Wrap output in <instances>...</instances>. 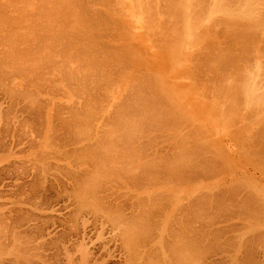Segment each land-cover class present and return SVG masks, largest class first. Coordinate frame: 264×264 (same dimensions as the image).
<instances>
[{
	"label": "rangeland",
	"instance_id": "374dc122",
	"mask_svg": "<svg viewBox=\"0 0 264 264\" xmlns=\"http://www.w3.org/2000/svg\"><path fill=\"white\" fill-rule=\"evenodd\" d=\"M14 1L17 2L13 4ZM28 1H30L31 3ZM170 1L171 0H0V7H2L0 8V66H4L7 69L6 70L4 67H0V264H66L65 262L67 261L69 263L71 262L70 264H80L81 261H83V264L85 262H87L85 264H96L98 262V264H125V255L123 257L124 252L119 247V241L121 242L122 236L121 231L123 230L121 228V224L118 225L120 223V220L122 222V225L126 223L127 227L126 225H124L125 228L132 227L134 225L132 224L134 223L133 220H137V213L134 208L136 209L137 206L143 205L141 206V208H143L144 212H146V210L149 212L150 209H153L154 206H157L156 203L159 204V206L162 205L163 210L166 211L167 209V213H165L166 216H169L171 214L169 217H166L164 211L162 212L163 215L161 214V219L156 216V218L154 217L155 220H152L157 221L158 218L160 220L165 219L164 222L161 221V223L163 222L164 224L163 226L160 225L162 226L159 229L160 231H153L154 235L155 233H158V236L155 238V241H153V243H160L162 241L161 243L163 244L161 246V249H164H162V256L164 261L169 264L168 260L172 261L171 252L168 250V247H166L171 243L172 233L169 232H173L174 228L175 230L179 228L178 224V227L176 224H174V222L177 220L179 221V217H181V215L179 214L180 210L178 209L186 208L188 202H191L193 204L192 212L194 213V215L192 213V240L194 245L192 251L194 252V256L192 253V257L195 258L192 264H194V261L197 262V264H264V145H262L264 144V134H262L264 133V126L262 127V125H264V103L262 102V100L264 101V52H261L262 50H264V27L259 26L260 29L259 27H257L258 29H256V33L258 34L257 36H259V34L261 35L259 37L260 39L257 37L259 39L257 40L258 45L256 43L257 48L252 47V45H255V43H252L251 36L248 33L245 32L244 34H242V36L241 33H238L240 32L241 27L238 28L239 30L236 29L239 25L241 26L245 22L242 21L243 23L241 24V19H246L248 22L250 18L252 22L244 23L245 26L246 24L248 25L246 26V28L250 27L249 25L253 24V21L255 22V18H257L256 21L262 20V23L260 25L264 26V1L251 0L250 6L252 8L254 7V5L256 7H254L255 10L260 7V9L256 10L257 12L251 7L250 9H248L247 7H240L237 0H200V2L199 0L196 2H194V0H190L191 5L193 6L192 9L189 8L191 7L189 0ZM207 2L209 6L205 5L207 4ZM41 3L43 5H41ZM201 4L203 7L200 6ZM197 6H200V9L197 8L198 10H196ZM204 6L207 7V9ZM168 7L169 10L166 9ZM173 7L176 8L174 9ZM179 7L181 10L179 9ZM60 8L63 11H61ZM54 10L57 12H54ZM58 10H60L61 12ZM191 10L192 12L195 11L196 14L199 13L197 17L195 12L192 13L194 15L190 14ZM250 11L252 12V14L250 13ZM24 12H26L27 14ZM62 13L66 15H62ZM74 13L76 14L74 15ZM258 13L260 14V16H258ZM5 14L7 15V17L5 16ZM21 15L26 17H22ZM193 16L197 20H195ZM89 17L91 19H89ZM177 17L178 20H176ZM200 17L202 20L200 19ZM191 19L192 21L190 22ZM211 19L213 20V24ZM53 22L55 23L53 24ZM233 22L235 24H233ZM194 23H196V26L197 24L199 26L200 23L202 24V26L205 24L203 26L205 29L201 28L202 26L196 29ZM218 23H220L222 26ZM208 24L209 26H213L215 24L212 29L210 27V30L212 31L208 29ZM227 24H229V29ZM232 24L233 28L231 27V29L230 26ZM206 25L208 28L206 27ZM200 28L202 29V31H204L200 32ZM222 28H224L225 30ZM213 29L215 30L213 31ZM174 30H176L177 32ZM208 30L211 32H209V35L207 34ZM230 30L231 32L233 30H237V32L233 31L231 33L229 32ZM257 30L261 32H257ZM12 33L13 37L11 35ZM17 34H20L19 37L21 36L22 38L20 37L19 39ZM178 35L181 37H179ZM208 36L210 39L208 38ZM229 37H231L232 39ZM238 37L241 38V41ZM237 38L239 39L238 42L236 40ZM242 38L245 39L243 40ZM20 40H24V42ZM196 40L198 41L196 42ZM228 40H230L232 43H229ZM246 41L248 42V46L244 48L241 45H246ZM233 43L237 44V46H241H238L239 48L237 47L239 50L236 48V45H233ZM249 43L252 44L249 45ZM242 47L245 49V52L240 51H243ZM225 48H227L226 51ZM229 48H232V51H230ZM11 49L17 54L14 53ZM250 50H252V52H249ZM222 51H225V53L223 54ZM235 52L237 53L236 55ZM256 52H261L260 56L259 53L257 54ZM230 53L233 56L238 57L234 58L232 55H230ZM219 54H221L222 57ZM222 54L227 55L223 57ZM17 55L19 57H17ZM11 56L14 57V59ZM173 57L175 58L173 59ZM210 57L213 61L216 60L214 61V64H211V62L213 61H211ZM106 58L109 60H107ZM257 58H259L260 60ZM5 59L8 60V62L5 61ZM23 59L25 60V62L23 63L24 65L22 64ZM103 59L105 61H103ZM234 59L236 60L235 62ZM13 60V63L15 65L10 63ZM207 60L209 61L206 62ZM31 61H34V63H32ZM238 61L239 63H237ZM220 62L221 64L225 65L220 66ZM228 63L229 66H226V64ZM215 65L216 67L218 66V68H215ZM235 65L238 67H236ZM10 68L11 70H9ZM30 68H32L33 70H29ZM234 68L236 69L234 70ZM6 72L9 74H7ZM29 74H33L34 76L32 75L33 77L30 78ZM220 74L221 76H219ZM226 74H228L227 78ZM238 74L241 75L238 76ZM222 77H225L226 79ZM145 80L146 82H144ZM219 82H221L220 85ZM234 83L236 84L234 85ZM221 85L223 86L221 87ZM233 85L235 88L233 87ZM236 85L238 87H236ZM142 86L144 87L142 88ZM245 86L246 88H244ZM128 87H131L130 89L132 90H130ZM249 87L251 91H245V89H249ZM139 88L141 90H139ZM229 88L232 89H230L231 92L229 91ZM226 92H229L232 98L229 93L227 94ZM238 92L241 96L239 94L237 95ZM248 92L251 94H249ZM138 93H140L141 95ZM244 93L246 94V97ZM144 94H147L148 96H145ZM232 94H236L235 97ZM253 94L255 95L254 97ZM247 95L251 96L252 99L254 98L253 104L255 103L256 99V103L259 102V100L260 103L262 102V106L260 103H257L256 108L258 110L255 108V110H257V116L255 115L257 118L256 120H258V115H260L259 119H261V121L258 120L259 124L258 122H256V120L254 121V113L256 114V111L254 112L253 110L255 106H252V101L251 103H249L251 97ZM27 96L29 98H26ZM137 96L141 97L138 98ZM237 97L238 99L240 97V100H236ZM248 97L249 100L247 99ZM260 97L262 98V100L259 99ZM134 98L138 100L136 101ZM233 98H236L235 101ZM223 100L225 104H223ZM225 100H227V103ZM228 100L231 103L233 101L234 105L232 104V110L230 107L231 103L228 102ZM104 101L105 103H103ZM30 103H33L34 105L32 104V106ZM94 104H96L95 107L93 106ZM236 104L238 106H236ZM88 105L91 106L88 107ZM130 106L131 108L127 109V107ZM235 106L238 108L235 109ZM258 106L262 107L261 110L263 111H260V108H258ZM122 107L124 110L122 109ZM145 107L148 110H146ZM250 107H253V109L251 108V110ZM90 108L92 110L94 118L92 119V121L87 120L86 123H82V121L80 120L82 116H80L78 120L77 118L72 116L75 119L71 120V114L73 115L74 112H84L83 110L88 111L90 110ZM141 108H143V111ZM122 110L124 113L122 112ZM150 110L154 113V116H151L153 115V113H151ZM145 111L146 113H143ZM258 111L263 114V118H261L262 114L260 112L258 113ZM118 112L124 114L123 117H126L127 120L124 118L125 120L123 121L122 115L119 113V115L121 116L120 117L118 115ZM132 112L135 113L133 114ZM114 113H116L117 115H115ZM247 113L248 116L252 115L254 116V118L252 119V116L250 118L247 117ZM131 114L133 117L132 119L130 118ZM147 114H149V117ZM155 115L157 116L156 120L154 119V117L156 118ZM161 116L162 118H160ZM61 117L63 119H61ZM111 117L113 118L111 119ZM117 117L120 118V120ZM245 117L247 119H245ZM247 120L249 121V125ZM250 120H253L252 123ZM68 121H71L73 123L70 124ZM116 121L118 123L114 124ZM136 121L137 123H139L140 121L138 125L142 124V126L140 125L141 129L138 128V125L135 123ZM74 122H77V124H75ZM111 122L114 124V127ZM125 122H127V124ZM132 122L136 124L132 125L134 127H131V124H133ZM242 122L243 124H241L240 127V123ZM124 123L126 124V126ZM246 123L249 128H247V125H245ZM80 124L83 125L81 126ZM121 124L123 125L122 130H125V132L121 131V128H118ZM127 125L128 128H126ZM80 126L82 130L84 129L83 131L80 130ZM85 126L87 129L89 128V132H87L88 130L85 128ZM110 127L114 133L119 130V133L117 132L118 135L122 132L126 134L128 129L129 133H127L129 134V136L128 134H124V138L122 133L120 134L122 138L121 136L119 137L121 141H119L118 135L115 136L113 134L114 138L111 136L112 133H110ZM254 127H258L259 130L255 129ZM67 128L69 131L67 130ZM76 128H79V131ZM134 128H136V131ZM115 129L118 130L114 131ZM74 130L75 132H77L75 133ZM80 131L82 134L80 133ZM106 131L111 135H109ZM256 132L258 133V135H256ZM75 134H78L79 137ZM80 134L83 136V138ZM85 134L87 136L89 135V137L85 136ZM107 134L108 138L110 137L109 139H111L112 141L110 142L111 144L108 143V141L110 140H108L106 136ZM131 134L133 135V137L131 136ZM183 135H188L187 139L183 138ZM259 135H261V137ZM102 136L103 138H100ZM115 138L119 142H117ZM179 138L180 140L182 139L183 142L180 141ZM104 139L106 142H104ZM113 140H115L114 143ZM252 142L254 143L252 144ZM101 144L103 148H108L107 146H109V144V148L112 147L111 145L115 146V149L119 147V151L114 149V153H116L117 151L118 154L116 153L115 155L114 153H111L110 149L104 148L106 150L105 155L104 151H100V149H102V147H100ZM104 144L105 146H103ZM183 145L185 146V148L181 147ZM97 147L98 152L94 149ZM113 148L114 147H112L111 150H113ZM83 150L86 151V153H84ZM123 151V156L119 155ZM125 151H127V153ZM107 152H109L108 154L112 156L111 161L116 159L115 162L113 161L114 163H119V160L118 162L116 161L120 156V163L122 164H120V166L122 167V169L121 167L119 168V164H116V168L115 166L113 167L112 165L114 163L111 162V167L117 169V172L115 171V169L111 170L112 168L108 166L111 156L109 157ZM92 153H95V157L92 155ZM80 154L82 155L80 156ZM83 155L88 156L84 157ZM99 155H101V157ZM89 156L93 157L91 158ZM103 156L105 157V159L109 157L107 161L102 158ZM115 156L116 158H114ZM124 156H127V158H124ZM178 156H180V159ZM122 157L123 160L121 161ZM128 157L130 158L128 159ZM133 157H136L137 160ZM181 157L184 158L183 161ZM89 159L90 162L88 161ZM92 159H96V161L98 160V162H101V159H103L104 161L102 160L103 163L101 162V164L105 163L107 169H105V165L103 167L100 166L101 164L97 166V164L99 163L97 162L96 164V162ZM177 159L179 161L181 160L179 162L180 164L181 162L183 163L185 161L184 163H186V166L188 167H186L185 164H183V167H181ZM171 161L173 163L175 162L174 165ZM127 162V166L123 164H126ZM84 163L87 164L85 165ZM205 163L208 165H206ZM90 164L92 166H94L95 164L97 168L99 167V169L92 167ZM168 164H170V166L172 164L173 166L170 167ZM191 164L193 165L191 166ZM123 165L129 167L128 170H132V176L128 171H126L125 173L127 174L126 176L125 174H121L125 171L123 170V168L126 169ZM176 165L180 167H177ZM131 166L133 168H131ZM168 166L170 167L169 169ZM174 166L180 168L181 172L179 173V169L173 171L174 169H176L174 168ZM161 167L162 169H160ZM94 168L96 169V171L98 170L97 172L95 171V173H99L98 175L100 176L99 177L94 173L95 176H97L98 181L95 179L96 177L94 178V176L92 177V175L89 176V173H93ZM146 168L148 170V173L146 172ZM171 168H173L172 173H168ZM120 169L121 171H123L119 172ZM161 170H164L163 173ZM143 171H145L147 174H145V172L143 174ZM185 171L188 175L185 174ZM113 172H115L114 175L116 176L112 175ZM157 173L160 175V177ZM118 174H120L121 176H119ZM168 174L169 178H166V176L168 177ZM172 174H174L175 176H172ZM178 174L179 176H176ZM137 175H142V177L140 176L138 178ZM144 175L147 176L145 177ZM149 175H153V177ZM183 176L185 178H183ZM71 177H75V179H78L77 181H79L75 186L73 183V178ZM103 177H105V180ZM122 177H124V179ZM147 177H152L151 180L155 181L151 183V180H149L150 178ZM85 178L87 179V182ZM119 178H122L123 180ZM153 178H159V182L157 181V179ZM165 178L168 179L167 182ZM177 178H179L180 180ZM197 178L199 179L197 180ZM92 179H94L95 182ZM115 179H117V181L119 180L118 182L120 184ZM89 181H92L93 183H89ZM104 181L105 183H103ZM140 182L142 185L139 184ZM78 183H80L79 186ZM81 183L83 184L81 185ZM85 183L86 185L88 184V187H84ZM158 183L160 185H158ZM167 183L170 185H168ZM91 184H93V186ZM123 184H127V187L123 186ZM118 186L121 188H119ZM237 186L239 187L236 188ZM78 187L79 189L77 192ZM83 188H86V191ZM176 188L179 190H177ZM223 189H225V191ZM159 190H161L162 192ZM176 190L179 194L178 195L177 192L175 194L176 199L179 196V202L175 199L178 204H176L177 202L174 200V194L171 195V192L175 193ZM165 191L168 192L166 193V195L164 193ZM235 191L237 192V194ZM76 192L77 194H82L81 197L79 194L78 196ZM146 194H151V197H148V195ZM184 194H188L189 197H186L188 195L185 196ZM159 195H161V197ZM154 196L160 198L157 199V197ZM76 197L80 199V201ZM169 197H171V200H169ZM180 197L183 198L181 199ZM161 198L164 202L161 200ZM183 199L185 202H183ZM83 200L85 202H83ZM138 200H140L142 203H139ZM172 200L175 202V204ZM81 201L85 206L80 203ZM145 201H147L148 203ZM169 201H171L170 204ZM95 202H97L95 204L97 208L93 204ZM90 203L95 206L94 209H96L95 211L97 212H94V209L92 210L93 205H91ZM86 204H88L89 206ZM102 204L105 205L103 206ZM179 204H181V207L183 206V208H181ZM120 208L121 212L119 210ZM195 208L197 210H195ZM260 208L263 209L261 210ZM97 209H100V211ZM103 211L105 213L108 212L110 215L113 212V216H110L107 213L106 217ZM115 211L118 215H120V218L116 216ZM133 211L135 212L133 213ZM172 211H174V213H172ZM240 213H242L243 215ZM130 215L134 219L129 217ZM111 217H114L115 220L111 221ZM117 217L119 218V220L117 219ZM108 219L110 221H108ZM167 219L169 220V222ZM113 221H117L118 224L116 225L115 223H113ZM138 221L139 220H137V222ZM127 222L129 223V225L127 224ZM104 224L105 226H103ZM70 225H74L76 227L75 231H72L74 230L73 228L71 229V231H69ZM247 225H249L250 228ZM117 226L118 228L116 229ZM134 228L135 226H133V230ZM119 229L122 230L119 231ZM129 230H132V228H129ZM161 233L163 234V236L161 235ZM117 234L121 236L119 237ZM137 235L139 236V234ZM157 239H160V242L159 240L157 241ZM166 241L168 244L166 243ZM91 242H93V244ZM158 243L153 249L154 251L155 249L158 250H156V253H154L155 255L152 254L153 256H150V259H152V261L154 260L153 262L155 264H166L164 261H158L159 257H156L160 255V247L158 246ZM101 244L107 245L108 250H113H110V257L107 258L108 254L106 255V252L101 250ZM87 251L88 256H90L89 259L88 257L85 259L83 258L84 260L80 259L82 254H79V252L87 253ZM105 256L107 259H105ZM147 257H145L144 259H146ZM196 259L199 261H196ZM104 260L105 262L102 263ZM153 262L152 264H154ZM173 264H175V262Z\"/></svg>",
	"mask_w": 264,
	"mask_h": 264
},
{
	"label": "bare ground",
	"instance_id": "6f19581e",
	"mask_svg": "<svg viewBox=\"0 0 264 264\" xmlns=\"http://www.w3.org/2000/svg\"><path fill=\"white\" fill-rule=\"evenodd\" d=\"M45 1H46V0H45ZM54 1H55V0H54ZM78 1H79V0H78ZM103 1H104V0H103ZM147 1H148V0H147ZM163 1H164V0H163ZM171 1H172V0H171ZM171 1H170V2H171ZM181 1H182V0H181ZM185 1H186V0H185ZM196 1H198V0H194V2H196ZM206 1H207V0H206ZM210 1H211V0H210ZM217 1H218V0H217ZM237 1H238V4L240 5V7H247L248 9H250V7H251V6H250V5H251V4H250V3H251V0H237ZM263 1H264V0H263ZM16 2H17V1H14L13 4L16 3ZM26 2H27V1H26ZM28 2H30V1H28ZM51 2H52V1H51ZM63 2H65V1H63ZM199 2H200V0H199ZM202 2H203V1H202ZM30 3H31V2H30ZM66 3H67V2H66ZM69 3H70V2H69ZM154 3H155V2H154ZM167 3H168V2H167ZM172 3H173V2H172ZM175 3H177V2H175ZM183 3H184V2H183ZM189 3H190V5H191L190 0H189ZM219 3H220V2H219ZM263 3H264V2H263ZM17 4H18V3H17ZM17 4H16V5H17ZM19 4H20V2H19ZM19 4H18V5H19ZM22 4H24V3H22ZM50 4H51V3H50ZM57 4H58V3H57ZM62 4H63V3H62ZM75 4H76V3H75ZM115 4H116V3H115ZM233 4H234V3H233ZM0 5H1V4H0ZM5 5H6V4H5ZM11 5H12V4H11ZM11 5H10V6H11ZM41 5H43V4L41 3ZM71 5H72V4H71ZM166 5H167V4H166ZM169 5H171V4H169ZM187 5H189V4H187ZM194 5H195V4H194ZM196 5H198V4H196ZM205 5H208V2H207V4H205ZM20 6H21V5H20ZM29 6H30V5H29ZM50 6H51V5H50ZM58 6H59V5H58ZM157 6H158V5H157ZM174 6H175V5H174ZM180 6H181V5H180ZM200 6H202V4H201ZM200 6H199V7H200ZM208 6H209V5H208ZM212 6H213V5H212ZM257 6H258V5H257ZM12 7H13V6H12ZM44 7H45V6H44ZM65 7H66V6H65ZM73 7H74V6H73ZM113 7H114V6H113ZM169 7H170V6H169ZM169 7L166 8V9L169 10ZM177 7H178V6H177ZM184 7H185V6H184ZM199 7L197 6V7H196V10H198L197 8H199ZM202 7H203V6H202ZM204 7H205V6H204ZM254 7H255V5H254ZM254 7H253V8L251 7V8L254 9ZM0 8H2V7H0ZM3 8H5V7H3ZM10 8H11V7H10ZM14 8H15V7H14ZM45 8H46V7H45ZM56 8H57V7H56ZM69 8H70V7H69ZM173 8L175 9L176 7H173ZM186 8H187V7H186ZM189 8L192 9L193 6L191 5V7H189ZM194 8H195V6H194ZM205 8L207 9V7H205ZM205 8H204V10H205ZM211 8H212V7H211ZM218 8H219V7H218ZM221 8H222V7H221ZM236 8H237V7H236ZM255 8H256V7H255ZM11 9H12V8H11ZM19 9H20V8H19ZM25 9H26V8H25ZM41 9H42V8H41ZM53 9H54V8H53ZM53 9H51V10H53ZM60 9H61V8H60ZM65 9H66V8H65ZM72 9H73V8H72ZM171 9H172V7H171ZM179 9H180V7H179ZM199 9H200V8H199ZM252 9H251V11H252ZM257 9H260V7L257 8ZM257 9H256V10H257ZM3 10H4V9H3ZM13 10H15V9H13ZM23 10H24V8H23ZM39 10H40V9H39ZM151 10H152V8H151ZM164 10H165V9H164ZM180 10H181V9H180ZM193 10H195V9H193ZM254 10H255V9H254ZM256 10H255V11H256ZM37 11H38V10H37ZM45 11H46V9H45ZM58 11H60V10H58ZM61 11H63V10L61 9ZM61 11H60V12H61ZM81 11H82V10H81ZM170 11H171V10H170ZM170 11H169V12H170ZM176 11H177V10H176ZM200 11H201V10H200ZM206 11H207V10H206ZM206 11H205V12H206ZM251 11H250V13L252 14ZM13 12H14V11H13ZM17 12H18V11H17ZM21 12H22V11H21ZM34 12H35V10H34ZM54 12H57V11L54 10ZM54 12H53V13H54ZM60 12H59V13H60ZM77 12H79V11H77ZM77 12H76V13H77ZM152 12H153V11H152ZM167 12H168V11H167ZM171 12H172V11H171ZM171 12H170V13H171ZM174 12H175V10H174ZM182 12H183V11H182ZM194 12H195V11H194ZM194 12H192V10H191V11H190V14H192V13H194ZM205 12H204V14H205ZM253 12H254V11H253ZM256 12H257V11H256ZM4 13H5V12H4ZM24 13H26V12H24ZM44 13H45V12H44ZM49 13H51V12H49ZM76 13H74V15H75ZM88 13H89V12H88ZM163 13H164V12H163ZM170 13H169V14H170ZM197 13H198V12H197ZM259 13H260V11H259ZM259 13H258V14H259ZM26 14H27V13H26ZM54 14H55V13H54ZM54 14H53V16H54ZM68 14H70V13H68ZM72 14H73V13H72ZM115 14H116V13H115ZM153 14H154V13H153ZM158 14H159V13H158ZM169 14H168V15H169ZM183 14H184V13H183ZM195 14H196V12H195ZM198 14H199V13H198ZM198 14H196V17H197ZM206 14H208V13H206ZM253 14H254V13H253ZM255 14H256V13H255ZM37 15H38V14H37ZM42 15H43V14H42ZM45 15H46V14H45ZM62 15H66V14L62 13ZM154 15H155V14H154ZM159 15H160V14H159ZM162 15H163V14H162ZM170 15H171V14H170ZM192 15H194V14H192ZM5 16L7 17L6 14H5ZM21 16H22V15H21ZM30 16H31V15H30ZM82 16H83V15H82ZM184 16H185V15H184ZM190 16H191V15H190ZM190 16H189V17H190ZM199 16H200V15H199ZM199 16H198V17H199ZM204 16H205V15H204ZM204 16H203V17H204ZM251 16H252V15H251ZM253 16H254V15H253ZM258 16H260V14H259ZM3 17H4V16H3ZM22 17H26V16H22ZM45 17H46V16H45ZM45 17H44V18H45ZM55 17H56V16H55ZM77 17H78V16H77ZM80 17H81V16H80ZM84 17H85V16H84ZM84 17H83V18H84ZM91 17H92V15H91ZM169 17H170V16H169ZM171 17H172V16H171ZM191 17H192V16H191ZM193 17H194V16H193ZM217 17H218V16H217ZM217 17H216V18H217ZM256 17H257V16H256ZM46 18H47V17H46ZM46 18H45V19H46ZM50 18H51V16H50ZM52 18H53V17H52ZM96 18H97V17H96ZM223 18H224V17H223ZM254 18H255V17H254ZM2 19H3V18H2ZM54 19H55V18H54ZM61 19H62V18H61ZM75 19H76V18H75ZM89 19H91V18L89 17ZM92 19H93V18H92ZM154 19H155V18H154ZM163 19H164V18H163ZM182 19H183V18H182ZM192 19H193V18H192ZM192 19L190 20V22L192 21ZM194 19H195V17H194ZM200 19H201V17H200ZM206 19H207V18H206ZM213 19H214V18H213ZM234 19H235V18H234ZM255 19L257 20V18H255ZM11 20H12V19H11ZM18 20H19V19H18ZM18 20H17V21H18ZM24 20H25V19H24ZM26 20H27V19H26ZM70 20H71V19H70ZM81 20H82V19H81ZM85 20H86V19H85ZM171 20H173V19H171ZM176 20H178V17H177ZM195 20H197V19H195ZM195 20H194V21H195ZM198 20H199V19H198ZM201 20H202V19H201ZM203 20H204V19H203ZM211 20H212V19H211ZM239 20H240V19H239ZM239 20H238V21H239ZM249 20H250V21H249ZM249 20H248V22H247L246 19H244V20L241 19L240 21H241V24L243 23L242 21H245V22H247V23L252 22V21H251V18H250ZM256 20H255V22L253 21V24H250V25H249L250 27H247V28H246V26H248V25L246 24V26H245V25H244L245 22L243 23V25H241V26L239 25L237 28H236V26H235V28H236L237 30H239L238 28L241 27L240 32H238L239 34L241 33V35H242V34H244V33L246 32V33H248V34L251 36L252 43H253V44L255 43V45H252L253 48H254V47L257 48V45H258L257 40H259V39H260L259 37L261 36L260 34H259V36H257V35H258V34L256 33V29H258L257 27H259V26H260V27H264V26H261V25H260V24L262 23V20H259V21H256ZM9 21H10V20H9ZM19 21H20V20H19ZM71 21H72V20H71ZM75 21H76V20H75ZM149 21H150V20H149ZM174 21H175V20H174ZM218 21H219V20H218ZM31 22H32V21H31ZM51 22H52V21H51ZM57 22H58V21H57ZM60 22H61V21H60ZM116 22H117V21H116ZM199 22H200V21H199ZM21 23H22V22H21ZM54 23H55V22H53V24H54ZM82 23H83V22H82ZM82 23H81V25H82ZM111 23H112V22H111ZM113 23H114V22H113ZM153 23H155V22H153ZM169 23H170V22H169ZM210 23H211V22H210ZM224 23H225V22H224ZM231 23H232V22H231ZM238 23H239V22H238ZM43 24H44V23H43ZM78 24H79V23H78ZM160 24H161V23H160ZM167 24H168V23H167ZM170 24H171V23H170ZM194 24H195V25H194ZM194 24H193V25L196 26V23H194ZM200 24H201V23H200ZM200 24H199V26H198V24H197L196 29H197L198 27L202 26V24H201V25H200ZM212 24H213V20H212ZM212 24H210V25H212ZM218 24H220V23H218ZM233 24H235V23L233 22ZM233 24L230 26V28L233 26ZM20 25H21V24H20ZM20 25H19V26H20ZM31 25H32V24H31ZM75 25H76V24H75ZM113 25H114V24H113ZM193 25H192V26H193ZM204 25H205V24H204ZM204 25H203V26H204ZM214 25H215V24H214ZM214 25H213V26H214ZM220 25H221V24H220ZM225 25H226V24H225ZM227 25H228V29H229V24H227ZM236 25H237V22H236ZM263 25H264V22H263ZM9 26H10V25H9ZM22 26H23V25H22ZM83 26H84V25H83ZM83 26H82V27H83ZM99 26H100V25H99ZM203 26H202L201 28H204ZM213 26H209V24H208V27H209V28H208L207 25H206V27H207L209 30H210V27H211V29H212ZM216 26H217V25H216ZM216 26H215V29H216ZM221 26H222V25H221ZM243 26H245V27H243ZM20 27H21V26H20ZM25 27H26V26H25ZM29 27H30V26H29ZM43 27H44V26H43ZM45 27H46V25H45ZM78 27H79V26H78ZM88 27H89V26H88ZM165 27H166V26H165ZM260 27H259V29H260ZM7 28H8V27H7ZM11 28H12V27H11ZM23 28H24V27H23ZM59 28H60V27H59ZM117 28H118V27H117ZM167 28H168V27H167ZM201 28H200V29H201ZM224 28H225V27H224ZM224 28H222V29H224ZM232 28H233V27H232ZM232 28H231V29H232ZM20 29H21V28H20ZM43 29H44V28H43ZM46 29H47V28H46ZM97 29H98V27H97ZM162 29H163V28H162ZM180 29H181V28H180ZM180 29H179V30H180ZM204 29H205V28H204ZM215 29H213V31H214ZM7 30H8V29H7ZM171 30H172V28H171ZM171 30H170V31H171ZM191 30H192V29H191ZM209 30H208V32H207L208 35H209V32L212 31V30H210V31H209ZM224 30H225V29H224ZM237 30H233V31H236V32H237ZM262 30H263V29H262ZM5 31H6V30H5ZM81 31H82V29H81ZM174 31H176V30H174ZM193 31H194V29H193ZM199 31H200V30H199ZM203 31H204V30H203ZM203 31H202V29H201L200 32H203ZM233 31H232V32H233ZM258 31H259V30H257V32H258ZM33 32H34V31H33ZM44 32H46V31H44ZM79 32H80V31H79ZM90 32H91V31H90ZM150 32H151V31H150ZM162 32H163V31H162ZM176 32H177V31H176ZM184 32H185V31H184ZM184 32H183V33H184ZM191 32H192V31H191ZM221 32H222V31H221ZM225 32H226V31H225ZM229 32H231V30H230ZM232 32H231V33H232ZM259 32H261V31H259ZM262 32H263V31H262ZM13 33H14V32H13ZM13 33L11 34L12 37H13ZM15 33H17V32H15ZM27 33H28V32H27ZM118 33H119V32H118ZM166 33H167V32H166ZM185 33H186V32H185ZM185 33H184V34H185ZM210 33H211V32H210ZM213 33H215V32H213ZM213 33H212V35H213ZM149 34H150V33H149ZM171 34H172V33H171ZM179 34H180V32H179ZM194 34H195V33H194ZM205 34H206V32H205ZM223 34H225V33H223ZM19 35H20V34H17L18 37H19ZM46 35H47V34H46ZM159 35H160V34H159ZM163 35H164V34H163ZM174 35H175V34H174ZM176 35H177V34H176ZM218 35H219V34H218ZM225 35H227V34H225ZM246 35H247V34H246ZM78 36H79V35H78ZM122 36H123V35H122ZM160 36H161V35H160ZM165 36H166V35H165ZM167 36H168V35H167ZM178 36H179V35H178ZM196 36H197V35H196ZM200 36H201V35H200ZM202 36H203V34H202ZM202 36H201V37H202ZM220 36H221V35H220ZM229 36H230V35H229ZM237 36H238V35H237ZM237 36H236V37H237ZM242 36H243V35H242ZM244 36H245V35H244ZM247 36H248V35H247ZM247 36H246V38H247ZM250 36H249V37H250ZM15 37H16V36H15ZM20 37H21V36H20ZM20 37H19V39H20ZM90 37H91V36H90ZM170 37H171V36H170ZM179 37H181V36H179ZM215 37H216V35H215ZM233 37H234V35H233ZM240 37H241V36H240ZM240 37H238V38H240ZM257 37H258L259 39H258ZM21 38H22V37H21ZM110 38H111V37H110ZM114 38H115V37H114ZM172 38H173V37H172ZM174 38H175V37H174ZM199 38H200V37H199ZM208 38H209V36H208ZM208 38H207V39H208ZM229 38H231V37H229ZM238 38L236 39L237 42L239 41ZM15 39H16V38H15ZM78 39H79V38H78ZM91 39H93V38H91ZM162 39H163V38H162ZM176 39H177V38H176ZM176 39H175V40H176ZM179 39H180V38H179ZM195 39H197V38H195ZM195 39H194V40H195ZM201 39H202V38H201ZM209 39H210V38H209ZM214 39H216V38H214ZM231 39H232V38H231ZM242 39L244 40L245 38H242ZM249 39H250V38H249ZM11 40H12V39H11ZM44 40H45V39H44ZM70 40H71V39H70ZM89 40H90V39H89ZM117 40H118V39H117ZM153 40H154V39H153ZM198 40H199V39H198ZM198 40H196V42H197ZM234 40H235V38H234ZM243 40H242V42H243ZM20 41H23V42H24V40H20ZM74 41H75V40H74ZM113 41H114V40H113ZM181 41H182V39H181ZM181 41H180V42H181ZM183 41H184V38H183ZM206 41H207V40H206ZM222 41H223V40H222ZM228 41H229V43L231 42L230 40H228ZM228 41H227V42H228ZM240 41H241V38H240ZM45 42H46V41H45ZM86 42H87V41H86ZM180 42H179V43H180ZM202 42H203V41H202ZM223 42H224V41H223ZM227 42H226V43H227ZM234 42H235V41H234ZM242 42H241V44H242ZM246 42H247V41H246ZM77 43H78V42H77ZM155 43H156V42H155ZM231 43H232V42H231ZM244 43H245V42H244ZM244 43H243V44H244ZM252 43H251V44H252ZM256 43H257V45H256ZM24 44H25V43H24ZM39 44H40V43H39ZM164 44H165V43H164ZM170 44H171V43H170ZM174 44H175V43H174ZM177 44H178V43H177ZM206 44H207V43H206ZM209 44H210V43H209ZM223 44H224V43H223ZM238 44H240V43H238ZM251 44L249 43V45H251ZM263 44H264V43H263ZM21 45H22V44H21ZM172 45H173V44H172ZM172 45H171V46H172ZM211 45H212V44H211ZM233 45H236V48L239 46V45L237 46V44H234V43H233ZM26 46H27V45H26ZM206 46H207V45H206ZM222 46H223V45H222ZM226 46H227V45H226ZM228 46H229V45H228ZM241 46H243L244 48H246V46H248V42H247L246 45L244 44V45H241ZM241 46H239V47H241ZM8 47H9V46H8ZM41 47H42V46H41ZM118 47H119V46H118ZM239 47H238V48H239ZM243 47H242V48H243ZM250 47H251V46H250ZM83 48H84V47H83ZM130 48H131V47H130ZM163 48H164V47H163ZM165 48H166V47H165ZM198 48H199V47H198ZM238 48H237V49H238ZM242 48H241V49H242ZM244 48H243V51H242V50H240V51H241V52H245V51H244V50H245ZM259 48H260V47H259ZM41 49H42V48H41ZM226 49H227V48H225V51H226ZM229 49H230V48H229ZM231 49H232V48H231ZM231 49H230V51H232ZM249 49H250V48H249ZM11 50H12V49H11ZM43 50H44V49H43ZM86 50H87V49H86ZM176 50H177V49H176ZM218 50H219V49H218ZM238 50H239V49H238ZM247 50H248V49H247ZM259 50H260V49H259ZM12 51H13V50H12ZM29 51H30V50H29ZM63 51H64V50H63ZM65 51H66V50H65ZM220 51H221V50H220ZM220 51H219V52H220ZM225 51H222V53L224 54ZM235 51H236V50H235ZM253 51H254V50H253ZM10 52H11V51H10ZM13 52L16 53L15 51H13ZM31 52H32V49H31ZM40 52H41V50H40ZM66 52H67V51H66ZM97 52H99V51H97ZM109 52H110V51H109ZM112 52H113V51H112ZM182 52H183V51H182ZM214 52H215V51H214ZM233 52H234V51H233ZM249 52H252V50H250ZM249 52H248V53H249ZM254 52H255V51H254ZM261 52H264V50H262ZM261 52H260V53H261ZM217 53H218V52H217ZM246 53H247V52H246ZM256 53H257V52H256ZM258 53H259V52H258ZM258 53H257V54H258ZM260 53H259V56H260ZM9 54H10V53H9ZM16 54H17V53H16ZM16 54H14V55H16ZM127 54H128V53H127ZM199 54H200V53H199ZM223 54H222V55H223ZM236 54H237V53L235 52V55H236ZM96 55H97V54H96ZM104 55H105V54H104ZM107 55H110V54H107ZM128 55H129V54H128ZM219 55L221 56V54H219ZM226 55H227V54H226ZM226 55H223V57L226 56ZM230 55H232V54L230 53ZM238 55H239V54H238ZM240 55H241V53H240ZM253 55H254V54H253ZM5 56H6V54H5ZM12 56H13V54H12ZM12 56H11V57H12ZM20 56H21V55H20ZM60 56H61V55H60ZM62 56H63V55H62ZM116 56H117V54H116ZM216 56H218V55H216ZM232 56H233V55H232ZM261 56H262V54H261ZM1 57H2V56H1ZM8 57H9V56H8ZM17 57H19V56L17 55ZM21 57H22V56H21ZM124 57H125V56H124ZM207 57H208V56H207ZM207 57H206V58H207ZM221 57H222V56H221ZM229 57H231V56H229ZM233 57L235 58V57H238V56H233ZM257 57H258V56H257ZM6 58H7V57H6ZM12 58L14 59V57H12ZM113 58H114V56H113ZM174 58H175V57H173V59H174ZM217 58H219V57H217ZM261 58H263V57H261ZM10 59H11V58H10ZM15 59H16V58H15ZM106 59H107V58H106ZM115 59H116V58H115ZM203 59H204V58H203ZM210 59H211V57H210ZM210 59H209V60H210ZM221 59H222V58H221ZM225 59H226V58H225ZM228 59H229V58H228ZM243 59H244V57H243ZM257 59H259V58H257ZM19 60H20V59H19ZM107 60H109V59H107ZM120 60H121V59H120ZM131 60H132V58H131ZM171 60H172V59H171ZM209 60H207L206 62H208ZM259 60H260V59H259ZM3 61H4V60H3ZM5 61L8 62V60H6V59H5ZM5 61H4V62H5ZM21 61H22V60H21ZM103 61H105V60L103 59ZM110 61H111V60H110ZM110 61H109V62H110ZM115 61H116V60H115ZM118 61H119V60H118ZM118 61H117V62H118ZM192 61H193V60H192ZM211 61H213V60L211 59ZM214 61H216V60H214ZM214 61L211 62V64H214V63H215ZM221 61H222V60H221ZM229 61H230V60H229ZM231 61H232V60H231ZM235 61H236V60L234 59V62H235ZM253 61H254V60H253ZM13 62H14V60H13L12 62H10V63L14 64ZM24 62H25V60L23 59L22 64H23ZM28 62H29V61H28ZM31 62H32V61H31ZM117 62H116V63H117ZM121 62H122V61H121ZM194 62H195V61H194ZM217 62H218V61H217ZM258 62H259V61H258ZM16 63H17V62H16ZM19 63H20V62H19ZM32 63H34V61H33ZM111 63H112V62H111ZM223 63H224V62H223ZM237 63H239V61H238ZM243 63H244V61H243ZM5 64H6V63H5ZM95 64H96V63H95ZM104 64H105V63H104ZM114 64H115V63H114ZM192 64H193V63H192ZM198 64H200V63H198ZM201 64H202V63H201ZM211 64H209V65H211ZM219 64H220V66H221V65H223V66L225 65V64H221V62H220ZM219 64H216V65H219ZM234 64H235V63H234ZM234 64H233V65H234ZM9 65H10V64H9ZM14 65H15V64H14ZM23 65H24V64H23ZM27 65H28V64H27ZM216 65H215V68H218V66L216 67ZM227 65L229 66V63L226 64V66H227ZM231 65H232V64H231ZM231 65H230V66H231ZM260 65H261V63H260ZM11 66H12V65H11ZM16 66H17V65H16ZM16 66H15V67H16ZM20 66H21V65H20ZM36 66H37V65H36ZM204 66H205V61H204ZM220 66H219V67H220ZM223 66H222V67H223ZM235 66H236V65H235ZM235 66H234V67H235ZM0 67H4V66H0ZM24 67H25V66H24ZM34 67H35V65H34ZM39 67H41V66H39ZM191 67H192V66H191ZM209 67H212V66H209ZM231 67H232V66H231ZM236 67H238V66H236ZM4 68H5V67H4ZM32 68H33V67H32ZM32 68H30L29 70H33ZM84 68H85V67H84ZM97 68H98V67H97ZM5 69H6V68H5ZM5 69H4V70H5ZM13 69H14V67H13ZM197 69H198V68H197ZM224 69H225V68H224ZM228 69H229V68H228ZM235 69H236V68H234V70H235ZM6 70H7V69H6ZM9 70H11V68H10ZM15 70H16V69H15ZM121 70H122V69H121ZM195 70H196V69H195ZM225 70H226V69H225ZM234 70H233V71H234ZM17 71H18V70H17ZM217 71H218V70H217ZM219 71H220V70H219ZM230 71H231V70H230ZM240 71H241V70H240ZM221 72H223V71H221ZM234 72H235V71H234ZM249 72H250V71H249ZM4 73H5V72H4ZM6 73H7V72H6ZM25 73H26V71H25ZM199 73H200V72H199ZM214 73H215V72H214ZM225 73H226V72H225ZM227 73H228V71H227ZM238 73H239V72H238ZM243 73H244V72H243ZM262 73H263V72H262ZM7 74H9V73H7ZM33 74H34V73H33ZM33 74H32V75H33ZM59 74H60V73H59ZM87 74H88V73H87ZM221 74H222V73H221ZM221 74H220L219 76H221ZM230 74H231V73H230ZM235 74H236V73H235ZM244 74H245V73H244ZM244 74H243V75H244ZM263 74H264V73H263ZM10 75H11V74H10ZM29 75H30V74H29ZM32 75H30V78L34 76V75H33V76H32ZM122 75H123V74H122ZM206 75H207V73H206ZM227 75H228V74H226V78H227ZM233 75H234V74H233ZM239 75H241V74H238V76H239ZM153 76H154V75H153ZM4 77H5V76H4ZM13 77H14V76H13ZM39 77H40V76H39ZM147 77H148V76H147ZM215 77H216V76H215ZM252 77H253V76H252ZM17 78H18V77H17ZM149 78H150V77H149ZM156 78H157V77H156ZM222 78H225V77H222ZM226 78H225V79H226ZM228 78H229V77H228ZM237 78H239V77H237ZM242 78H243V76H242ZM8 79H9V78H8ZM83 79H84V78H83ZM94 79H95V78H94ZM158 79H159V78H158ZM199 79H200V78H199ZM214 79H215V78H214ZM218 79H219V78H218ZM232 79H233V77H232ZM240 79H241V78H240ZM4 80H6V79H4ZM4 80H3V81H4ZM11 80H12V79H11ZM136 80H137V79H136ZM139 80H140V79H139ZM146 80H147V79H146ZM146 80H145L144 82H146ZM191 80H192V79H191ZM216 80H217V79H216ZM223 80H224V79H223ZM229 80H231V79H229ZM236 80H237V79H236ZM244 80H245V78H244ZM263 80H264V79H263ZM89 81H90V80H89ZM148 81H149V79H148ZM158 81H159V80H158ZM221 81H222V80H221ZM224 81H225V80H224ZM36 82H37V81H36ZM133 82H134V81H133ZM139 82H140V81H139ZM153 82H155V81H153ZM153 82H152V83H153ZM162 82H164V81H162ZM192 82H193V81H192ZM207 82H208V81H207ZM230 82H231V81H230ZM236 82H237V81H236ZM220 83H221V82H219V85H220ZM91 84H92V83H91ZM131 84H132V83H131ZM144 84H146V83H144ZM148 84H149V83H148ZM153 84H154V83H153ZM223 84H224V83H223ZM225 84H226V82H225ZM227 84H228V83H227ZM229 84H230V83H229ZM235 84H236V83H234V85H235ZM237 84H239V83H237ZM241 84H242V83H241ZM244 84H245V83H244ZM5 85H6V84H5ZM38 85H39V84H38ZM150 85H151V84H150ZM150 85H149V86H150ZM219 85H218V86H219ZM231 85H232V84H231ZM234 85H233V87H234ZM247 85H249V84H247ZM259 85H260V82H259ZM30 86H31V84H30ZM36 86H37V84H36ZM117 86H118V85H117ZM119 86H120V85H119ZM128 86H129V85H128ZM151 86H152V85H151ZM218 86H217V87H218ZM222 86H223V85H221V87H222ZM226 86H227V85H226ZM24 87H25V86H24ZM33 87H34V86H33ZM60 87H61V86H60ZM95 87H96V86H95ZM140 87H141V86H140ZM143 87H144V86H142V88H143ZM154 87H155V86H154ZM164 87H165V86H164ZM212 87H213V86H212ZM219 87H220V86H219ZM228 87H230V86H228ZM233 87H232V89H233ZM236 87H238V86L236 85ZM247 87H248V86H247ZM256 87H257V86H256ZM256 87H255V88H256ZM10 88H11V87H10ZM61 88H62V87H61ZM128 88H129V87H128ZM130 88H131V87H130ZM130 88H129V89H130ZM136 88H137V87H136ZM197 88H198V87H197ZM225 88H226V87H225ZM234 88H235V87H234ZM244 88H246V86H245ZM253 88H254V87H253ZM94 89H95V88H94ZM230 89H231V88H229V91H230ZM232 89H231V90H232ZM240 89H241V88H240ZM4 90H5V89H4ZM125 90H126V89H125ZM130 90H132V89H130ZM139 90H141V89L139 88ZM144 90H145V89H144ZM146 90H148V89H146ZM219 90H220V89H219ZM227 90H228V89H227ZM238 90H239V89H238ZM246 90H250V87H249V89H248V88L245 89V91H246ZM253 90H254V89H253ZM5 91H6V90H5ZM112 91H114V90H112ZM239 91H240V90H239ZM241 91H242V90H241ZM250 91H251V90H250ZM254 91H255V90H254ZM31 92H32V91H31ZM37 92H38V91H37ZM159 92H160V91H159ZM159 92H158V93H159ZM230 92H231V91H230ZM243 92H244V90H243ZM252 92H253V91H252ZM7 93H9V92H7ZM7 93H6V94H7ZM22 93H23V92H22ZM226 93H227V92H226ZM228 93H229V92H228ZM228 93H227V94H228ZM233 93H234V92H233ZM245 93H246V92H245ZM245 93H244V94H245ZM248 93H249V92H248ZM248 93H247V94H248ZM257 93H258V92H257ZM12 94H13V93H12ZM25 94H26V93H25ZM28 94H29V93H28ZM33 94H35V93H33ZM138 94H140V93H138ZM147 94H148V93H147ZM147 94H146V95H147ZM156 94H157V93H156ZM222 94H223V91H222ZM224 94H225V92H224ZM238 94H239V92L237 93V95H238ZM249 94H251V93H249ZM255 94H256V93H255ZM30 95H31V94H30ZM133 95H135V94H133ZM133 95H132V96H133ZM140 95H141V94H140ZM144 95H145V94H144ZM146 95H145V96H146ZM150 95H151V94H150ZM150 95H149V96H150ZM229 95H230V93H229ZM232 95H233V94H232ZM235 95H236V94H235ZM235 95H233V96L235 97ZM239 95H240V94H239ZM261 95H262V94H261ZM261 95H258V96H261ZM32 96H33V95H32ZM63 96H64V95H63ZM147 96H148V95H147ZM207 96H208V95H207ZM227 96H228V95H227ZM230 96H231V95H230ZM240 96H241V95H240ZM242 96H244V95H242ZM247 96H249V95H247ZM254 96H255V95L253 94V97H254ZM263 96H264V95H263ZM30 97H31V96H30ZM137 97L139 98V97H141V96H137ZM137 97H136V98H137ZM245 97H246V94H245ZM249 97H251V96H249ZM249 97L247 98L248 100H249ZM256 97H257V95H256ZM26 98H29V97L27 96ZM31 98H32V97H31ZM35 98H36V95H35ZM105 98H106V97H105ZM142 98H143V97H142ZM223 98H224V96H223ZM229 98H230V97H229ZM231 98H232V96H231ZM132 99H133V98H132ZM134 99H135V98H134ZM226 99H227V97H226ZM233 99H234V98H233ZM235 99H236V98H235ZM235 99H234V101H235ZM241 99H242V98H241ZM259 99L262 100L261 97H260ZM263 99H264V98H263ZM23 100H24V99H23ZM99 100H100V99H99ZM135 100H136V99H135ZM137 100H138V99H137ZM137 100H136V101H137ZM154 100H156V99H154ZM154 100H153V101H154ZM170 100H171V99H170ZM220 100H221V99H220ZM236 100H240V97H239V99H238V97H237ZM253 100H254V98L252 99V97H251V100H250L249 103H251V101H252V106H255L253 111H254V112L256 111V114H255L254 112H252V113H254V116H255V115L257 116V110H258V109L256 108V105H257V103H260V100H259V102L256 103V101H257V99H256V101H255L254 104H253ZM107 101H108V100H107ZM131 101H132V100H131ZM131 101H130V102H131ZM133 101H134V100H133ZM216 101H217V100H216ZM225 101H226V103H227V100H225ZM243 101H244V100H243ZM30 102H31V101H30ZM93 102H94V101H93ZM138 102H139V101H138ZM150 102H151V99H150ZM223 102H224V100H223ZM228 102H230V101L228 100ZM247 102H248V101H247ZM247 102H246V104H247ZM262 102L264 103L263 100H262ZM262 102L260 103L261 106H262ZM97 103H98V102H97ZM103 103H105V101H104ZM124 103H125V102H124ZM141 103H142V102H141ZM146 103H147V101H146ZM171 103H172V102H171ZM230 103H231V102H230ZM243 103H244V102H243ZM30 104L32 105L33 103H30ZM30 104H29V105H30ZM36 104H37V103H36ZM86 104H88V103H86ZM86 104H85V105H86ZM89 104H90V103H89ZM137 104H138V103H137ZM143 104H144V103H143ZM223 104H225V102H224ZM228 104H229V103H228ZM232 104H233V101H232V103L230 104V105H231V106H230V107H231V110H232V107H233ZM238 104H239V102H238ZM260 104H259V105H260ZM33 105H34V104H33ZM33 105H32V106H33ZM91 105H92V104H91ZM91 105H90V106H91ZM122 105H123V104H122ZM135 105H136V104H135ZM144 105H145V104H144ZM144 105H143V107H144ZM157 105H158V103H157ZM170 105H171V104H170ZM170 105H169V106H170ZM233 105H234V104H233ZM90 106L88 105V107H90ZM93 106L95 107L96 104H94ZM103 106H104V105H103ZM124 106H125V105H124ZM136 106H137V105H136ZM138 106H142V105H138ZM152 106H153V105H152ZM172 106H173V105H172ZM172 106H171V107H172ZM236 106H238V105L236 104ZM236 106H235V109L238 108V107H236ZM249 106H251V105H249ZM249 106H248V109H249ZM84 107H85V106H84ZM146 107H147V106H146ZM146 107H145V109H146ZM164 107H165V106H164ZM263 107H264V106H263ZM91 108H92V107H91ZM91 108H90V110H88V111L83 110L85 113H84V112H80V111H79L78 113H75V112H74L73 115L71 114V117L73 116V117L77 118V120H78V119L80 118V116H82V118L80 119V120L82 121V123H86L87 120H91V121H92V119H94V118H93V114H92V110H91ZM118 108H119V107H118ZM128 108H131V106H130V107H127V109H128ZM133 108H134V107H133ZM133 108H132V110H133ZM137 108H140V107H137ZM156 108H157V107H156ZM246 108H247V107H246ZM251 108L253 109V107H250V109H251ZM255 108H256L257 110H255ZM258 108H260V111H263V110H261L262 107L258 106ZM116 109H117V108H116ZM122 109H123V107H122ZM135 109H136V108H135ZM141 109H142V111H143V108H141ZM149 109H150V108H149ZM252 109H251V110H252ZM93 110H94V109H93ZM123 110H124V109H123ZM123 110H122V112H123ZM146 110H148V109H146ZM170 110H171V109H170ZM226 110H227V109H226ZM233 110H234V109H233ZM94 111H95V110H94ZM98 111H99V109H98ZM98 111H97V112H98ZM117 111H118V110H117ZM135 111H136V110H135ZM150 111H151V110H150ZM161 111H162V110H161ZM180 111H181V110H180ZM234 111H235V110H234ZM246 111H247V110H246ZM248 111H249V110H248ZM260 111H258V113H259ZM100 112H101V111H100ZM113 112H114V111H113ZM120 112H121V111H120ZM120 112H118V115H119ZM127 112H128V111H127ZM136 112H137V111H136ZM168 112H169V111H168ZM173 112H175V111H173ZM250 112H251V111H250ZM106 113H107V112H106ZM123 113H124V112H123ZM132 113H133V112H132ZM134 113H135V112H134ZM134 113H133V114H134ZM143 113H146V111L143 112ZM151 113H153V112L151 111ZM180 113H181V112H180ZM234 113H235V112H234ZM236 113H237V112H236ZM238 113H240V112H238ZM252 113H251V114H252ZM260 113H261V112H260ZM61 114H62V113H61ZM114 114L117 115L116 113H114ZM120 114H121V113H120ZM138 114H139V113H138ZM140 114H142V113H140ZM165 114H166V113H165ZM174 114H176V113H174ZM232 114H233V113H232ZM249 114H250V113H249ZM261 114H262V113H261ZM95 115H96V114H95ZM107 115H108V114H107ZM121 115H122V117H123L124 114H121ZM147 115H148V117H149V114H147ZM157 115H158V114H157ZM161 115H162V114H161ZM167 115H168V113H167ZM230 115H231V114H230ZM239 115H240V114H239ZM243 115H244V113H243ZM96 116H97V115H96ZM101 116H102V115H101ZM119 116H120V115H119ZM119 116H118V117H119ZM126 116H128V115H126ZM138 116H140V115H138ZM138 116H137V117H138ZM151 116H154V113H153V115H151ZM155 116H156V115H155ZM169 116H170V114H169ZM181 116H183V115H181ZM237 116H238V115H237ZM237 116H236V117H237ZM251 116H252V115H251ZM251 116H248V113H247V117L250 118ZM254 116H252L251 118L253 119ZM256 116H255V118H254V121L257 119ZM73 117H72L71 120L75 119V118H73ZM94 117H95V116H94ZM98 117H99V116H98ZM113 117H114V116H113ZM113 117H111V119H112ZM118 117H117V118H118ZM120 117H121V116H120ZM129 117H130V116H129ZM227 117H228V116H227ZM7 118H8V117H7ZM106 118H107V117H106ZM124 118L127 120L126 117H123V118H122L123 121L125 120ZM130 118H131V119L133 118V117H132V114H131V117H130ZM139 118H140V117H139ZM151 118H152V117H151ZM160 118H162V116H161ZM160 118H159V120H160ZM167 118H168V117H167ZM167 118H166V119H167ZM178 118H179V117H178ZM183 118H184V117H183ZM249 118H248V119H249ZM259 118H260V115H258V120L261 121V119H259ZM261 118H263V114H262V117H261ZM61 119H63V118L61 117ZM64 119H65V118H64ZM101 119H102V118H101ZM109 119H110V118H109ZM109 119H108V120H109ZM111 119H110V120H111ZM118 119L120 120V118H118ZM118 119H117V121H118ZM122 119H121V120H122ZM154 119L156 120V119H157V116H156V118L154 117ZM233 119H234V118H233ZM238 119H239V118H238ZM245 119H247V118L245 117ZM245 119H244V123H245ZM65 120H66V119H65ZM96 120H97V119H96ZM128 120H129V118H128ZM186 120H187V119H186ZM258 120H256V122H258ZM56 121H57V120H56ZM74 121H75V120H74ZM91 121H90V122H91ZM101 121H102V120H101ZM117 121H116L114 124L118 123ZM141 121H142V120H141ZM234 121H235V120H234ZM247 121H248V120H247ZM247 121H246V122H247ZM250 121H251V123H252L253 120H250ZM64 122H65V121H64ZM68 122H69V121H68ZM88 122H89V121H88ZM157 122H158V121H157ZM173 122H174V121H173ZM180 122H181V121H180ZM263 122H264V121H263ZM62 123H63V120H62ZM69 123L71 124V123H73V122L70 121ZM74 123H75V122H74ZM78 123H79V122H78ZM111 123H112V122H111ZM111 123H110V124H111ZM125 123L127 124V122H125ZM125 123H124V124H125ZM132 123H133V122H132ZM135 123L138 125V124L140 123V121H139V123H137V121H136ZM135 123L131 124V127H134V126H132V125H134ZM170 123H171V122H170ZM175 123H176V122H175ZM75 124H77V122H76ZM88 124H89V123H88ZM106 124H107V123H106ZM112 124H113V123H112ZM114 124H113V127H114ZM126 124H125V126H126ZM136 124H135V125H136ZM241 124H243V122L240 123V127H241ZM258 124H259V122H258ZM262 124H263V123H262ZM67 125H69V124H67ZM80 125H81V124H80ZM82 125H83V124H82ZM82 125H81V126H82ZM89 125H90V124H89ZM92 125H93V124H92ZM104 125H105V124H104ZM108 125H109V124H108ZM140 125L142 126V124H140ZM140 125H138V128H139V129H141V128H140ZM171 125H172V124H171ZM245 125H247V123H246ZM248 125H249V121H248ZM248 125H247V128H249ZM76 126H78V125H76ZM81 126H80V130L83 131L84 129L82 130V129H81ZM109 126H110V125H109ZM119 126H120V127H118V128H121L120 130L123 131V130H122V126H123V125L121 124V125H119ZM125 126H124V127H125ZM251 126H252V125H251ZM254 126H255V125H254ZM257 126H258V125H257ZM263 126H264V125H262V127H263ZM53 127H54V126H53ZM58 127H59V126H58ZM69 127H70V126H69ZM72 127H73V126H72ZM89 127H90V126H89ZM124 127H123V128H124ZM135 127H136V126H135ZM145 127H146V126H145ZM158 127H159V126H158ZM74 128H75V126H74ZM74 128H73V129H74ZM85 128H86V126H85ZM126 128H128V125H127ZM243 128H244V127H243ZM245 128H246V126H245ZM254 128H255V127H254ZM260 128H261V125H260ZM49 129H50V126H49ZM76 129L79 131V128H76ZM86 129H87V128H86ZM88 129H89V128H88ZM88 129H87V130H88ZM109 129L111 130V127H110ZM109 129H108V131H109ZM112 129H113V128H112ZM129 129H130V127H129ZM131 129H132V128H131ZM134 129H135V131H136V128H134ZM183 129H184V128H183ZM183 129H182V130H183ZM255 129L259 130L258 127L255 128ZM67 130H68V128H67ZM116 130H118V129H115L114 131H116ZM257 130H256V131H257ZM263 130H264V129H263ZM59 131H60V130H59ZM68 131H69V130H68ZM81 131H80V133H81ZM118 131H119V130H118ZM118 131H116V132H115L116 134H115V133L111 130L110 133H112V135H111L109 132H107V131H106V132L114 138V135H115V136L118 135V133H119ZM70 132H71V129H70ZM74 132H75V130H74ZM76 132H77V131H76ZM76 132H75V133H76ZM87 132H89V130H88ZM87 132H86V133H87ZM117 132H118V133H117ZM123 132H125V130H124ZM123 132H122V133H123ZM127 132L129 133L128 129H127ZM127 132H126V134H128ZM187 132H188V131H187ZM190 132H191V131H190ZM254 132H255V131H254ZM261 132H262V131H261ZM122 133H120V134H122ZM200 133H201V132H200ZM66 134H67V132H66ZM81 134H82V133H81ZM81 134H80V135H81ZM89 134H90V133H89ZM108 134L106 135L107 138H108ZM113 134H114V135H113ZM120 134L118 135V138L121 136ZM124 134H125V133H123V136H124V138H125V135H126V134H125V135H124ZM262 134H264V133H262ZM262 134H261V135H262ZM75 135H76V134H75ZM77 135H78V134H77ZM77 135H76V136H77ZM253 135H254V133H253ZM256 135H258L257 132H256ZM261 135H259V136L261 137ZM83 136H84V133H83ZM83 136L81 135L82 138H83ZM85 136H87V135L85 134ZM128 136H129V134H128ZM131 136L133 137L132 134H131ZM184 136H185V135H183V138L187 139V136H188V135L185 136V137H184ZM251 136H252V134H251ZM78 137H79V135H78ZM87 137H89V135H88ZM112 137H111V138H112ZM132 137H131V138H132ZM137 137H138V136H137ZM154 137H155V136H154ZM173 137H174V136H173ZM195 137H196V136H195ZM263 137H264V136H263ZM47 138H48V137H47ZM100 138H103V136L100 137ZM107 138H106V139H107ZM109 138H110V137H109ZM109 138H108V140H110V141L107 140L108 143L112 142L111 139H109ZM116 138H117V137H116ZM116 138H115V140L117 141ZM121 138H122V136H121ZM139 138H140V137H139ZM192 138H193V137H192ZM127 139H128V138H127ZM253 139H255V138H253ZM253 139H252V140H253ZM259 139H260V138H259ZM262 139H263V138H262ZM88 140H89V139H88ZM102 140H103V139H102ZM115 140H113V143H114ZM118 140L121 141L120 138H119ZM122 140H123V139H122ZM179 140H180V138H179ZM189 140H190V139H189ZM198 140H199V139H198ZM119 141H117V142H119ZM180 141H182V139H181ZM180 141H179V142H180ZM254 141H255V140H254ZM257 141H258V139H257ZM88 142H89V141H88ZM102 142H103V141H102ZM104 142H106L105 139H104ZM179 142H178V143H179ZM182 142H183V141H182ZM182 142H181V144H182ZM186 142H187V141H186ZM259 142H260V141H259ZM99 143H100V142H99ZM108 143H107V144H108ZM178 143H177V144H178ZM198 143H199V142H198ZM244 143H246V142H244ZM247 143H248V142H247ZM253 143H254V142H252V144H253ZM102 144H103V143H102ZM102 144H101L100 147H102ZM105 144H106V143H105ZM105 144H104L103 146H105ZM110 144H111V143H110ZM110 144H109V146H107L108 148H105V147H104V148H105V149H110L111 153H114L115 150H118L119 147H118L117 149H115V146H113V145H111V146L114 147V148H113V150H111L112 147L109 148V147H110ZM116 144H117V143H116ZM175 144H176V143H175ZM181 144H180V145H181ZM204 144H205V142H204ZM261 144H262V143H261ZM54 145H55V144H54ZM98 145H99V144H98ZM114 145H115V144H114ZM180 145H179V146H180ZM262 145H264V144H262ZM73 146H74V145H73ZM121 146H122V145H121ZM121 146H120V147H121ZM190 146H191V145H190ZM198 146H199V145H198ZM256 146H257V145H256ZM59 147H60V146H59ZM75 147H76V146H75ZM116 147H117V146H116ZM181 147H184V148H185L184 145L181 146ZM187 147H188V146H187ZM252 147H253V146H252ZM259 147H260V146H259ZM263 147H264V146H263ZM263 147H262V148H263ZM55 148H56V146H55ZM91 148H92V147H91ZM104 148L102 147L103 150L100 149V151H104V154L106 155V150H105ZM139 148H140V147H139ZM94 149L97 150L98 147H97V148H94ZM114 149H115V150H114ZM121 149H122V148H121ZM181 149H183V148H181ZM190 149H191V148H190ZM208 149H209V148H208ZM258 149H259V148H258ZM88 150H89V149H88ZM143 150H144V149H143ZM51 151H52V150H51ZM83 151H84V150H83ZM92 151H93V150H92ZM108 151H109V150H108ZM110 151H109V152H110ZM112 151H113V152H112ZM118 151H119V150H118ZM130 151H131V150H130ZM187 151H188V150H187ZM80 152H81V151H80ZM87 152H89V151H87ZM97 152H98V150H97ZM97 152H95V153H97ZM109 152H107V154H108ZM125 152L127 153V151H125ZM133 152H134V151H133ZM167 152H168V151H167ZM179 152H181V151H179ZM182 152H183V151H182ZM189 152H190V151H189ZM56 153H57V152H56ZM84 153H86V151H84ZM95 153H94V154L92 153V155H93L94 157H95ZM116 153H117V151H116ZM116 153H114V154L116 155ZM126 153H125V154H126ZM135 153H136V152H135ZM184 153H185V152H184ZM187 153H188V152H187ZM87 154H88V153H87ZM99 154H100V152H99ZM117 154H118V153H117ZM123 154H124V151H123L121 154H119V155L123 156ZM189 154H190V153H189ZM263 154H264V153H263ZM81 155H82V154H80V156H81ZM84 155H85V154H84ZM84 155H83V156H84ZM101 155H102V153H101ZM101 155H99V156L101 157ZM119 155H118V156H119ZM171 155H172V154H171ZM178 155H179V154H178ZM182 155H183V154H182ZM187 155H188V154H187ZM190 155H191V154H190ZM87 156H88V155H86V156H84V157H87ZM93 156H89V157L92 158ZM108 156L110 157L111 155L108 154ZM128 156H129V154H128ZM135 156H136V155H135ZM176 156H177V155H176ZM184 156H186V155H184ZM184 156H183V157H184ZM66 157H67V155H66ZM77 157H78V156H77ZM84 157H83V158H84ZM89 157H88V158H89ZM109 157H108V158H109ZM125 157L127 158V156H124V158H125ZM137 157H138V156H137ZM178 157H179V159H180V156H178ZM183 157H181V158H182V161H183V159H184ZM188 157H189V156H188ZM102 158L105 159L104 156H103ZM106 158H107V156H106ZM108 158H107V159H108ZM114 158H116V156H115ZM129 158H130V157H128V159H129ZM133 158H136V157H133ZM162 158H163V157H162ZM164 158H165V157H164ZM172 158H173V157H172ZM189 158H190V157H189ZM189 158H188V159H189ZM51 159H52V158H51ZM78 159H80V158H78ZM81 159H82V158H81ZM84 159H85V158H84ZM96 159H98V158H96ZM96 159H95V160L92 159V160L95 161L96 164H97L98 160L96 161ZM103 159H101V162H102V163H103V161H104ZM107 159H105V160L107 161ZM111 159H112V156H111V158H110V160H109L110 162H109V161H108L109 163L107 162V163L109 164V165L107 164L109 167H111L110 163H111V162L114 163L115 160H116V159H115V160H112V161H111ZM140 159H141V158H140ZM174 159H175V158H174ZM210 159H211V158H210ZM66 160H67V159H66ZM73 160H74V159H73ZM86 160H87V159H86ZM102 160H103V161H102ZM118 160H119V163H114V164L112 165L113 167L115 166V168H116V164H117V165L119 164V165H118L119 168L121 167V166H120V164H121V163H120V156L118 157V159H117L116 162H118ZM122 160H123V157H122L121 161H122ZM125 160H127V159H125ZM136 160H137V158H136ZM146 160H147V159H146ZM158 160H159V159H158ZM172 160H173V159H172ZM177 160H178V159H177ZM177 160H176V163H177ZM220 160H221V159H220ZM76 161H77V160H76ZM84 161H85V160H84ZM88 161L90 162V159H89ZM88 161H87V162H88ZM106 161H105V162H106ZM113 161H114V162H113ZM132 161H133V160H132ZM162 161H163V160H162ZM180 161H181V160H180ZM180 161L178 160V163H179ZM81 162H82V160H81ZM85 162H86V161H85ZM95 162H94V163H95ZM101 162L99 161V162H98L99 164H97V166L100 165ZM146 162H147V161H146ZM146 162H145V163H146ZM155 162H156V161H155ZM168 162H169V161H168ZM171 162H172V161H171ZM171 162H170V163H171ZM184 162H185V161H184ZM184 162H183V163L181 162V164L179 163L181 167H183V166H182L183 164H185V166H186V163H184ZM221 162H222V161H221ZM79 163H80V160H79ZM79 163H78V164H79ZM143 163H144V162H143ZM149 163H150V162H149ZM152 163H153V162H152ZM160 163H161V162H160ZM166 163H167V162H166ZM174 163H175V162H174ZM174 163L172 162L173 165H174ZM189 163H190V162H189ZM206 163H207V162H206ZM206 163H205V164H206ZM84 164H85V163H84ZM84 164H83V165H84ZM86 164H87V163H86ZM86 164H85V165H86ZM123 164L127 166V165H128V162H127L126 164H125V163H123ZM172 164H171V166H173ZM215 164H216V163H215ZM74 165H75V164H74ZM81 165H82V164H81ZM90 165H91V164H90ZM104 165H105V163H104V164H101L100 166L103 167ZM121 165H122V164H121ZM124 165H123V166H124ZM152 165H153V164H152ZM157 165H158V164H157ZM164 165H165V164H164ZM168 165L170 166V164H168ZM192 165H193V164H191V166H192ZM206 165H208V164H206ZM87 166H88V165H87ZM87 166H86V167H87ZM91 166H92V165H91ZM97 166L94 164V166H92V167L97 168ZM126 166H124L126 169L123 168V170H125V171H124L123 173H121V174H125L126 171H128L129 174L132 173V170H128L129 167H126ZM169 166H168V169L171 167V166H170V167H169ZM176 166H177V165H176ZM176 166H174V168H176V169L173 170V168H171V170H169L168 173H170V172L172 173V170H173V171L178 170V169L180 170V168H177V167H180V166H177V167H176ZM214 166H215V165H214ZM219 166H220V165H219ZM225 166H226V165H225ZM102 167H100V168H102ZM113 167H111V168H112L111 170L115 169V168H113ZM143 167H144V166H143ZM166 167H167V166H166ZM186 167H188V166H186ZM211 167H212V166H211ZM221 167H222V165H221ZM221 167H220V168H221ZM95 168L93 169L94 171H93L92 174L89 173V172H88V173L90 174L89 176L92 175V177H93V176H94V178L96 177L95 179L97 180V176H95V174H96V173H95V171H96ZM131 168H133V167L131 166ZM136 168H137V165H136ZM152 168H153V167H152ZM163 168H164V167H163ZM184 168H185V167H184ZM194 168H195V167H194ZM209 168H210V167H209ZM78 169H79V168H78ZM84 169H85V168H84ZM97 169H99V167H98ZM102 169H103V168H102ZM105 169H107L106 165H105ZM105 169H103V170H105ZM121 169H122V167H121ZM121 169L119 170V172L121 171ZM142 169H143V168H142ZM156 169H159V168H156ZM160 169H162V167H161ZM168 169H167V170H168ZM216 169H217V168H216ZM218 169H219V168H218ZM221 169H222V168H221ZM88 170H89V169H88ZM123 170H122V171H123ZM133 170H134V169H133ZM137 170H138V169H137ZM140 170H141V169H140ZM146 170H147V168H146ZM146 170H145V171H146ZM167 170H166V171H167ZM182 170H183V169H182ZM68 171H69V170H68ZM91 171H92V170H91ZM91 171H90V172H91ZM97 171H98V170H97ZM97 171H96V172H97ZM99 171H102V170H99ZM109 171H110V170H109ZM115 171L117 172V169H115ZM122 171H121V172H122ZM130 171H131V172H130ZM145 171H143V174H144ZM161 171H162V173H163L164 170H161ZM186 171H187V170H186ZM186 171H185V174L187 173ZM197 171H198V170H197ZM221 171H222V170H221ZM223 171H224V170H223ZM103 172H104V171H103ZM107 172H108V171H107ZM110 172H111V171H110ZM146 172L148 173V170H147ZM146 172H145V174H147ZM155 172H157V171H155ZM155 172H154V173H155ZM158 172H159V170H158ZM180 172H181V170L179 171V173H180ZM218 172H219V170H218ZM225 172H226V171H225ZM94 173H95V174H94ZM108 173H109V172H108ZM177 173H178V172H177ZM183 173H184V172H183ZM220 173H221V172H220ZM68 174H69V173H68ZM93 174H94V175H93ZM98 174H99V173H97L96 175H98ZM114 174H115V172L112 173V175H114ZM157 174H158V173H157ZM215 174H216V172H215ZM108 175H109V174H108ZM118 175L121 176L120 174H118ZM126 175H127V174H125V176H126ZM132 175H133V174H131V176H132ZM161 175H162V174H161ZM173 175H174V174H172V176H173ZM181 175H182V174H181ZM186 175H188V174H186ZM186 175H185V176H186ZM205 175H206V174H205ZM82 176H83V175H82ZM85 176H86V175H85ZM98 176H99V175H98ZM102 176H103V175H102ZM114 176H116V175H114ZM140 176L142 177V175H140ZM140 176L137 175L138 178H139ZM144 176H145V175H144ZM146 176H147V175H146ZM146 176H145V177H146ZM149 176H152V177H153V175H149ZM158 176L160 177L159 174H158ZM158 176H157V177H158ZM164 176H166V175H164ZM164 176H163V177H164ZM174 176H175V175H174ZM176 176H179V174L176 175ZM203 176H204V174H203ZM99 177H100V176H99ZM117 177H118V176H117ZM135 177H136V174H135ZM152 177H151V178H152ZM154 177H155V175H154ZM188 177H190V176H188ZM188 177H187V178H188ZM71 178H73V183H74V186H75V185L77 184V182H79V181H77L78 179H75V177H71ZM80 178H81V177H80ZM103 178H104V180H105V177H103ZM109 178H110V177H109ZM122 178L124 179V177H122ZM122 178H119V179H122ZM131 178H132V177H131ZM147 178H150V177H147ZM151 178H150L149 180H151ZM166 178H169V174H168V177L166 176ZM166 178H165V179H166ZM180 178H181V177H180ZM183 178H185V177L183 176ZM187 178H186V179H187ZM69 179H70V178H69ZM82 179H83V178H82ZM85 179H86V178H85ZM85 179H84V181H85ZM88 179H89V178H88ZM100 179H101V178H100ZM112 179H113V178H112ZM123 179H122V180H123ZM125 179H126V178H125ZM153 179H157V181L159 182V180H158L159 178H153ZM165 179H164V181H165ZM174 179H175V178H174ZM177 179H179V178H177ZM177 179H176V180H177ZM198 179H199V178H197V180H198ZM201 179H202V178H201ZM210 179H211V178H210ZM80 180H81V179H80ZM90 180H91V177H90ZM92 180L95 182L94 179H92ZM108 180H109V179H108ZM115 180L117 181V179H115ZM126 180H127V179H126ZM126 180H125V181H126ZM128 180H129V179H128ZM145 180H146V179H145ZM147 180H148V179H147ZM170 180H171V179H170ZM170 180H169V181H170ZM179 180H180V179H179ZM97 181H98V180H97ZM106 181H107V180H106ZM112 181H113V180H112ZM118 181H119V180H118ZM118 181H117V182H118ZM125 181H124V182H125ZM129 181H130V180H129ZM154 181H155V180H153V181L151 180V183L154 182ZM167 181H168V179H166V182H167ZM190 181H191V180H190ZM86 182H87V179H86ZM91 182H92V181H91ZM91 182L89 181V183H91ZM120 182H121V181H120ZM141 182H142V181H141ZM141 182L139 183L140 185H142ZM149 182H150V181H149ZM180 182H181V181H180ZM180 182H179V183H180ZM185 182H186V181H185ZM92 183H93V182H92ZM98 183H99V182H98ZM103 183H105V181H104ZM118 183H119V182H118ZM125 183H126V182H125ZM130 183H132V182H130ZM143 183H144V182H143ZM172 183H173V182H172ZM177 183H178V182H177ZM177 183H176V184H177ZM183 183H184V182H183ZM187 183H188V182H187ZM82 184H83V183H81V185H82ZM100 184H102V183H100ZM114 184H116V183H114ZM119 184H120V183H119ZM121 184H122V183H121ZM139 184H138V185H139ZM145 184H146V183H145ZM154 184H155V183H154ZM156 184H157V183H156ZM167 184H168V183H167ZM233 184H234V183H233ZM79 185H80V183H78V186H79ZM87 185H88V184H87ZM87 185H86V183H85V184H84V187L87 186ZM91 185L93 186V184H91ZM107 185H108V184H107ZM158 185H160V184L158 183ZM161 185H162V184H161ZM168 185H170V184H168ZM109 186H111V185H109ZM114 186H117V185H114ZM114 186H113V187H114ZM121 186H122V185H121ZM123 186H126V187H127V184H126V185L123 184ZM129 186H131V185H129ZM153 186H154V185H153ZM239 186H240V185H239ZM239 186H237L236 188H238ZM81 187H83V186H81ZM87 187H88V186H87ZM118 187H119V186H118ZM91 188H92V187H91ZM107 188H108V187H107ZM110 188H111V187H110ZM119 188H121V187H119ZM134 188H135V187H134ZM137 188H138V187H137ZM137 188H136V189H137ZM142 188H144V187H142ZM78 189H79V187L77 188V192H78ZM83 189H84V188H83ZM85 189H86V188H85ZM85 189H84V190H85ZM108 189H109V188H108ZM123 189H125V188H123ZM132 189H133V187H132ZM132 189H131V190H132ZM176 189H177V188H176ZM205 189H206V188H205ZM127 190H128V189H127ZM145 190H146V189H145ZM177 190H179V189H177ZM177 190L175 191V193L171 192V195L174 194V196H175V197L173 196V197H174V200L176 199V195H175L176 192H177V194H178V191H177ZM223 190L225 191V189H223ZM80 191H81V189H80ZM85 191H86V190H85ZM89 191H90V190H89ZM92 191H93V190H92ZM104 191H105V189H104ZM111 191H112V190H111ZM159 191H161V190H159ZM220 191H221V190H220ZM228 191H229V190H228ZM233 191H234V190H233ZM77 192H76V194H77ZM82 192H83V190H82ZM161 192H162V191H161ZM189 192H190V191H189ZM235 192H236V191H235ZM238 192H239V191H238ZM253 192H254V190H253ZM74 193H75V192H74ZM80 193H81V192H80ZM164 193H165V195H166V193H168V192L165 191ZM180 193H181V192H180ZM206 193H207V192H206ZM209 193H210V192H209ZM255 193H256V192H255ZM262 193H263V192H262ZM78 194H79V193H78ZM78 194H77V195H78ZM85 194H86V193H85ZM92 194H93V193H92ZM152 194H153V193H152ZM157 194H159V193H157ZM157 194H156V195H157ZM160 194H162V193H160ZM169 194H170V192H169ZM236 194H237V192H236ZM250 194H251V193H250ZM256 194H257V193H256ZM77 195H76V196H77ZM79 195H80V194H79ZM79 195H78V196H79ZM81 195H82V194H81ZM81 195H80V197H81ZM111 195H113V194H111ZM146 195H148V194H146ZM153 195H154V194H153ZM153 195H152V196H153ZM178 195H179V194H178ZM180 195H181V194H180ZM184 195L186 196V195H188V194H184ZM257 195H258V194H257ZM262 195H263V194H262ZM74 196H75V194H74ZM78 196H77V197H78ZM91 196H92V195H91ZM149 196L151 197V194L148 195V197H149ZM159 196L161 197V195H159ZM182 196H183V194H182ZM185 196H184V197H185ZM77 197H76V198H77ZM109 197H110V196H109ZM118 197H119V196H118ZM118 197H117V198H118ZM131 197H132V195H131ZM154 197H157V196H154ZM160 197H157V199H159ZM165 197H166V196H165ZM165 197H164V198H165ZM173 197H172V198H173ZM186 197H189V195L186 196ZM250 197H251V196H250ZM78 198H79V197H78ZM78 198H77V199H78ZM92 198H93V197H92ZM146 198H147V196H146ZM166 198H167V197H166ZM166 198H165V199H166ZM178 198H179V196H178ZM178 198H177L176 200H178ZM180 198H181V197H180ZM182 198H183V197H182ZM182 198H181V199H182ZM192 198H193V196H192ZM82 199H83V198H82ZM96 199H97V198H96ZM96 199H94V200H96ZM148 199H149V198H148ZM247 199H248V198H247ZM247 199H246V200H247ZM260 199H261V197H260ZM78 200L80 201V199H78ZM84 200H85V199H84ZM84 200H83V202H85ZM86 200H87V199H86ZM90 200H91V199H90ZM127 200H128V199H127ZM134 200H135V199H134ZM153 200H154V198H153ZM161 200H162V198H161ZM169 200H171V197H169ZM176 200H175V201H176ZM188 200H189V199H188ZM191 200H192V199H191ZM224 200H225V199H224ZM262 200H263V199H262ZM75 201H76V200H75ZM108 201H109V200H108ZM111 201H113V200H111ZM135 201H136V200H135ZM138 201H139V203L141 202L140 200H138ZM138 201H137V202H138ZM162 201H163V200H162ZM172 201H173V200H172ZM207 201H208V200H207ZM227 201H228V200H227ZM259 201H260V200H259ZM91 202H92V201H91ZM93 202H94V201H93ZM131 202H132V201H131ZM145 202H147V201H145ZM149 202H150V200H149ZM151 202H152V201H151ZM157 202H158V200H157ZM163 202H164V201H163ZM173 202H174V201H173ZM173 202H172V203H173ZM176 202H177V201H176ZM178 202H179V200H178ZM178 202H177L176 204H178ZM183 202H185L184 199H183ZM183 202H180V203H183ZM194 202H195V201H194ZM221 202H222V201H221ZM224 202H225V201H224ZM229 202H230V201H229ZM242 202H243V201H242ZM80 203H82V201H81ZM86 203H87V202H86ZM96 203H97V202H95V203H93V204L95 205ZM141 203H142V202H141ZM147 203H148V202H147ZM167 203H168V202H167ZM170 203H171V201H169V204H170ZM259 203H260V202H259ZM262 203H263V202H262ZM90 204H91V203H90ZM93 204H91V205H93ZM99 204H100V203H99ZM144 204H145V203H144ZM150 204H151V203H150ZM152 204H153V203H152ZM163 204H164V203H163ZM174 204H175V202H174ZM186 204H187V202H186ZM82 205H84V203H82ZM86 205H88V204H86ZM94 205H93V208H92V207H89V208H92V210H93V209L95 208V206H96V205H95V206H94ZM102 205H103V204H102ZM104 205H105V204H104ZM104 205H103V206H104ZM130 205H131V203H130ZM137 205H138V204H137ZM153 205H154V204H153ZM156 205H157V206H154V208H153V209H150L151 211L149 210V212H148L147 210H146V212H144L143 208H141V206H143V205H141V206H137L136 209L134 208V210H135L136 213H137V215H136V216H137V220H139L138 222H137L136 219L133 220L134 223H132V224H134L133 226H135L134 230H133V226H132V227H129V226H128L130 229L132 228V230H129V228H125L124 225H126V223L123 222L124 224L122 225L121 220H120V223H119V224H118L117 221H115V222L113 221V223H115L116 225H117V224H118V225L121 224V228L123 229V230H122V229H119V231L122 230V231H121L122 233L120 232L122 236L119 235V234H117V235H118L119 237L121 236V242L119 241V243H120V246H119V247H120L121 250L124 252L123 257H124V255H125V258H124V259H125V264H152V262L154 261V260L152 261V259H150V258H151L150 256H153L152 254L156 253V250H158V249H155V251L153 250L154 247H156V244L158 243V242L153 243V241H155V238L158 236V233H155V235H154V232H153V231L155 230V231H158V232H159V231H160L159 229L163 226V224H164L163 222H164V220H165V219H164V220H160V219H161V216L163 215L162 212L165 211V210H163V208H162L163 206H162V205L159 206V204H157V203H156ZM166 205H167V204H166ZM192 205H193V204H192L191 202H188V204L186 205V208H184V209H178V210H180V213H179V214L181 215V217H179V221H178V220L175 221V222L173 221L174 224H176V225L178 224V225H179V228L176 229V230H175V228H174V229H173V232H169V233H172V234H171V243L168 244L167 241H166V243L168 244L166 247H168V250L171 252V257H172V261L168 260L169 258L167 259V260L169 261V264H173L174 262H175V264H192V263H193V260H194V258H195V257H192V253H193V256H194V252H192V251H193V246H194V245H193V240H192V236H193V226H192V223H193V222H192V221H193V220H192V213H193V212H192ZM214 205H215V204H214ZM227 205H228V204H227ZM244 205H245V204H244ZM254 205H255V203H254ZM258 205H259V204H258ZM258 205H257V206H258ZM80 206H81V204H80ZM84 206H85V205H84ZM84 206H83V208H84ZM88 206H89V205H88ZM171 206H172V205H171ZM175 206H176V205H175ZM179 206L181 207V204H179ZM184 206H185V205H184ZM201 206H202V204H201ZM86 207H87V206H86ZM109 207H110V206H109ZM129 207H130V206H129ZM134 207H135V206H134ZM144 207H146V206H144ZM149 207H150V206H149ZM149 207H148V208H149ZM151 207H153V206H151ZM165 207H167V206H165ZM199 207H200V206H199ZM224 207H225V204H224ZM228 207H229V206H228ZM230 207H231V206H230ZM238 207H239V206H238ZM243 207H244V206H243ZM245 207H246V206H245ZM253 207H254V206H253ZM77 208H78V207H77ZM96 208H97V206H96ZM98 208H99V207H98ZM169 208H171V207H169ZM169 208H168V209H169ZM181 208H183V206H182ZM221 208H222V207H221ZM254 208H255V207H254ZM79 209H80V208H79ZM144 209H145V208H144ZM176 209H177V207H176ZM193 209H194V208H193ZM252 209H253V208H252ZM256 209H257V208H256ZM260 209H261V208H260ZM260 209H259V210H260ZM262 209H263V208H262ZM262 209H261V210H262ZM92 210H91V211H92ZM95 210H96V209H94V212H97V211H95ZM97 210L100 211V209H97ZM117 210H118V209H117ZM117 210H116V211H117ZM119 210H120V212H121V208H120ZM162 210H163V211H162ZM195 210H197V209L195 208ZM231 210H232V209H231ZM241 210H242V208H241ZM247 210H248V209H247ZM99 211H98V212H99ZM104 211H105V210H104ZM104 211H103V212H104ZM107 211H108V210H107ZM116 211H115L116 216H118V217L120 218V215H118ZM124 211H125V210H124ZM135 211H133V213H134ZM166 211H167V209H166ZM166 211L164 212V214L167 213ZM174 211H175V208H174ZM174 211H172V213H174ZM237 211H238V210H237ZM244 211H245V209H244ZM253 211H254V210H253ZM77 212H78V211H77ZM92 212H93V211H92ZM178 212H179V211H178ZM178 212H177V213H178ZM198 212H200V211H198ZM241 212H242V211H241ZM255 212H257V211H255ZM100 213H101V212H100ZM104 213H105V212H104ZM107 213H108V212L105 213V216H106ZM110 213H111V212H110ZM118 213H119V212H118ZM133 213H132V214H133ZM175 213H176V212H175ZM244 213H245V212H244ZM247 213H248V212H247ZM77 214H78V213H77ZM95 214H96V213H95ZM101 214H102V213H101ZM108 214H109V213H108ZM112 214H113V212H112ZM112 214H111V215H112ZM161 214H162V215H161ZM201 214H202V213H201ZM240 214H242V213H240ZM249 214H250V211H249ZM109 215H110V214H109ZM111 215H110V216H111ZM170 215H171V214H170ZM170 215H169V216H170ZM177 215H178V214H177ZM193 215H194V213H193ZM197 215H198V214H197ZM208 215H209V214H208ZM242 215H243V214H242ZM77 216H78V215H77ZM100 216H101V215H100ZM102 216H103V215H102ZM112 216H113V215H112ZM126 216H128V215H126ZM156 216H158V217L160 218V219L158 218L159 221H158V220H157V221H152V220L154 219V217L156 218ZM165 216H166V214H165ZM167 216H168V215H167ZM167 216H166V217H167ZM169 216H168V217H169ZM174 216H175V215H174ZM201 216H202V215H201ZM214 216H215V215H214ZM106 217H107V216H106ZM118 217H117V219L119 220ZM123 217H125V216H123ZM123 217H121V218H123ZM129 217H131V215H130ZM193 217H194V216H193ZM198 217H199V216H198ZM237 217H238V216H237ZM248 217H249V216H248ZM91 218H92V217H91ZM100 218H101V217H100ZM104 218H105V217H104ZM111 218H112V219H111ZM111 218H110L111 221H112V220H115L114 217H111ZM113 218H114V219H113ZM131 218H132V217H131ZM131 218H130V219H131ZM174 218H175V217H174ZM177 218H178V216H177ZM194 218H195V217H194ZM209 218H210V217H209ZM220 218H221V217H220ZM74 219H76V218H74ZM82 219H84V218H82ZM132 219H134V218H132ZM132 219H131V220H132ZM168 219H169V218H168ZM168 219H167V220H168ZM198 219H199V218H198ZM207 219H208V218H207ZM247 219H248V218H247ZM249 219H250V218H249ZM105 220H106V219H105ZM110 220L108 219V221H110ZM128 220H129V218H128ZM154 220H155V219H154ZM174 220H175V219H174ZM210 220H211V219H210ZM122 221H123V220H122ZM126 221H127V217H126ZM161 221H163V222L161 223ZM203 221H204V220H203ZM205 221H206V219H205ZM208 221H209V220H208ZM116 222H117V223H116ZM130 222H131V221H130ZM168 222H169V220H168ZM194 222H195V221H194ZM68 223H69V222H68ZM95 223H96V222H95ZM98 223H99V222H98ZM166 223H167V221H166ZM171 223H172V216H171ZM171 223H170V224H171ZM251 223H252V222H251ZM253 223H254V222H253ZM99 224H100V223H99ZM108 224H109V223H108ZM127 224L129 225L128 222H127ZM249 224H250V223H249ZM84 225H85V223H84ZM160 225H162V226H160ZM168 225H169V224H168ZM172 225H173V224H172ZM178 225H177V227H178ZM255 225H256V224H255ZM100 226H101V225H100ZM103 226H105V224H104ZM130 226H131V225H130ZM247 226L249 227V225H247ZM252 226H253V225H252ZM252 226H251V227H252ZM126 227H127V225H126ZM254 227H255V226H254ZM72 228L74 229V230H72V231H75V228H76V227H75L74 225H70V227H69V231H71ZM81 228H82V227H81ZM100 228H101V227H100ZM117 228H118V226L116 227V229H117ZM249 228H250V227H249ZM171 229H172V227H171ZM242 229H243V228H242ZM101 230H102V229H101ZM248 230H249V229H248ZM99 231H100V230H99ZM117 231H118V230H117ZM119 231H118V232H119ZM131 231H132V232H131ZM100 232H101V231H100ZM136 232H138V233H136ZM161 232H162V231H161ZM167 232H168V231H167ZM162 233H163V232H162ZM162 233H161V235L163 236L164 233H163V234H162ZM113 234H114V233H113ZM134 234H135V236H134ZM137 234H139V236H138ZM167 234H168V233H167ZM250 234H251V233H250ZM101 235H102V234H101ZM117 235H116V236H117ZM136 235H137V236H136ZM248 235H249V234H248ZM162 236H161V238H162ZM165 238H166V237H165ZM99 239H100V238H99ZM88 240H89V239H88ZM119 240H120V239H119ZM158 240H159V242H160V239H157V241H158ZM161 240H162V239H161ZM261 240H262V239H261ZM82 241H83V240H82ZM98 241H99V240H98ZM100 241H101V240H100ZM83 242H84V241H83ZM89 242H90V241H89ZM110 242H111V241H110ZM113 242H114V241H113ZM117 242H118V241H117ZM117 242H116V243H117ZM161 242H162V241H161ZM161 242L158 243V246L160 247V248H159V253H160V255H159V256H156V257H159V258H158V261H160V262H161V261H164L163 256H162V253H163V252H162V249H163V248L161 249V246H162L163 243H161ZM91 243L93 244V242H91ZM92 244H91V245H92ZM247 244H248V243H247ZM60 245H61V244H60ZM52 246H53V245H52ZM62 246H63V245H62ZM80 246H81V245H80ZM65 247H66V246H65ZM78 247H79V246H78ZM112 247H113V246H112ZM100 248H101V250H103L104 252H106V253H105L106 255L108 254V255H107V258L111 256L110 250H112V249L108 250V246H107V245H105V244H101V245H100ZM80 249H81V248H80ZM65 250H66V248H65ZM83 250H84V249H83ZM114 250H115V249H114ZM163 250H164V249H163ZM112 251H113V250H112ZM99 252H100V251H99ZM123 252H122V253H123ZM167 252H168V251H167ZM170 252H169V253H170ZM238 252H239V251H238ZM63 253H64V252H63ZM80 253L82 254V255H81L82 258L80 257V259H83V258L85 259V258H87V257H88V259H89L90 256H88V251H87V253H86V252H79V254H80ZM159 253H158V254H159ZM169 253H168V254H169ZM67 254H68V253H67ZM165 254H166V252H165ZM89 255H91V254H89ZM154 255H155V254H154ZM66 256H67V255H66ZM71 256H72V255H71ZM119 256H120V255H119ZM147 256H148V257H147ZM164 256H166V255H164ZM145 257H147V258L144 259ZM171 257H170V258H171ZM107 258H106V256H105V259H107ZM84 259H83V260H84ZM88 259H87V260H88ZM100 259H101V258H100ZM102 259H103V258H102ZM147 259H149V260H147ZM154 259H155V258H154ZM162 259H163V260H162ZM165 259H166V257H165ZM72 260H73V259H72ZM156 260H157V258H156ZM167 260H166V261H167ZM250 260H251V259H250ZM65 261H66V260H65ZM79 261H80V260H79ZM79 261H78V262H79ZM106 261H107V260H106ZM123 261H124V260H123ZM168 261H167V262H168ZM173 261H174V262H173ZM196 261H199V260L196 259ZM67 262H68V261H67ZM67 262H65V263L68 264L69 262H68V263H67ZM81 262H82V264H83V261H81ZM81 262H80V264H81ZM101 262H102V261H101ZM104 262H105V260H104L102 263H104ZM164 262H165V261H164ZM164 262H163V263H164ZM70 263H71V262H70ZM70 263H69V264H70ZM85 263H87V262H85ZM85 263H84V264H85ZM93 263H94V262H93ZM98 263H99V262H98ZM98 263H96V264H98ZM123 263H124V262H123ZM153 263H154V262H153ZM157 263H158V262H157ZM165 263H166V262H165ZM195 263L197 264V262L194 261V264H195ZM73 264H74V263H73ZM90 264H91V263H90ZM100 264H101V263H100ZM154 264H155V263H154ZM160 264H161V263H160ZM166 264H168V263H166Z\"/></svg>",
	"mask_w": 264,
	"mask_h": 264
}]
</instances>
